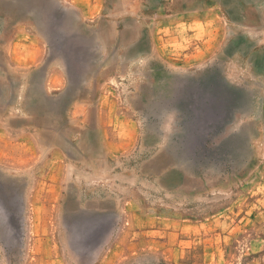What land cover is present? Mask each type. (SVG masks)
<instances>
[{
  "label": "rangeland",
  "instance_id": "1",
  "mask_svg": "<svg viewBox=\"0 0 264 264\" xmlns=\"http://www.w3.org/2000/svg\"><path fill=\"white\" fill-rule=\"evenodd\" d=\"M123 6L0 0V264H264V0L179 68L126 63Z\"/></svg>",
  "mask_w": 264,
  "mask_h": 264
},
{
  "label": "crops",
  "instance_id": "2",
  "mask_svg": "<svg viewBox=\"0 0 264 264\" xmlns=\"http://www.w3.org/2000/svg\"><path fill=\"white\" fill-rule=\"evenodd\" d=\"M124 2L125 6L116 13L121 17L114 22L119 25L116 38L120 50L118 53L126 59L128 65L131 61L149 62L160 59L170 67L179 68L181 64L188 66L191 62L211 56L214 43L223 34L224 21L213 16L214 0ZM96 3L98 4V0H94V4ZM78 8L83 12L90 10L89 5L84 2ZM11 51L12 56L16 57L15 51ZM4 117L0 115V155L13 152L18 156L23 148L29 149L32 142H22L21 135L18 139L6 140ZM7 147H12V150Z\"/></svg>",
  "mask_w": 264,
  "mask_h": 264
}]
</instances>
